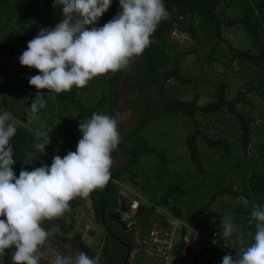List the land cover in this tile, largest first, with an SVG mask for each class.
<instances>
[{"label": "trees", "instance_id": "obj_1", "mask_svg": "<svg viewBox=\"0 0 264 264\" xmlns=\"http://www.w3.org/2000/svg\"><path fill=\"white\" fill-rule=\"evenodd\" d=\"M163 3L171 13L170 18L158 25L151 37L153 43L126 69L93 78L86 87H73L69 92L55 94L39 90L46 106L40 109L39 119H33L29 111L23 121L28 97L33 93L34 102L41 94L28 82L39 73L21 66L19 57L41 29L54 28L61 22L62 7L53 6L54 0H0V112L8 111L18 121L17 133L11 141L13 171L18 178L22 169L31 171L42 165L50 166L52 161L45 153L54 131L65 139L67 153L75 151L82 135L78 130L80 123L90 119L93 113L114 117L113 106L124 81L127 102L137 113L135 122L120 131L121 142L113 154L117 157L126 154L127 159L111 168L110 179L128 182L126 184L137 193L142 210L133 219L142 235H147L154 223L162 231H168L170 221H179L181 226L176 237L190 232L188 226L191 232L203 234L216 245L225 249L230 246L238 252L240 246L235 235L223 236V218L230 215L251 243L255 233L251 205L245 208L239 198L243 196L264 205V124L257 143H253L254 128H259L255 124L259 119L264 122V0H163ZM120 11L119 0H112L109 9L89 27H102ZM233 28L245 33L250 43L248 47L236 48L225 39V31ZM173 31L185 35L196 45L185 49L187 41L179 44L172 37ZM207 44L210 46L204 52ZM224 46L229 53L228 64L237 62L241 69H247L244 73L249 77L232 97L227 81L219 80L213 84L211 101L201 104V95L196 91L190 100L183 99L180 88L197 90L200 82V77L185 74L183 58L194 55L197 63L212 66L222 55L218 52ZM136 60L143 68L137 73ZM176 115L185 126L189 123L192 128L185 140L192 165L184 175L170 168L171 160L165 151L149 145L141 136L151 121ZM223 119L228 122V131L235 133L233 141L207 129L212 126V120L223 123ZM37 132H48L49 136L38 137ZM46 139L49 143L40 154L34 145ZM198 142L214 154L208 158L206 166L201 160ZM29 154L33 159L27 162ZM143 155L147 160L141 161ZM117 191L114 183L108 182L88 197L97 205L105 200L107 208H116ZM225 197L232 202L219 213L213 207ZM81 203V198L74 199L70 202V212L47 222L45 227L54 226L62 235L78 233ZM184 247L185 241L178 237L177 259L182 256ZM211 251L216 252L217 248L209 246L199 254L190 255V259ZM13 252L14 249L6 250L3 264H12ZM139 253L136 264H143L144 252Z\"/></svg>", "mask_w": 264, "mask_h": 264}, {"label": "clouds", "instance_id": "obj_2", "mask_svg": "<svg viewBox=\"0 0 264 264\" xmlns=\"http://www.w3.org/2000/svg\"><path fill=\"white\" fill-rule=\"evenodd\" d=\"M111 3L112 0H54L53 6L62 7L61 22L54 28L41 29L19 57L21 66L39 73L29 79L30 86L38 92L48 90L60 94L73 87L84 88L93 78L126 69L153 43L151 37L158 25L171 15L163 0H119L121 11L113 19L102 27H89L97 23ZM174 34L177 32L173 31L172 36H176ZM40 94L30 105L33 119H39L40 109L46 106ZM17 123L10 112H0V264H3L2 258L8 249H14L12 264H102L99 254L89 256L84 251H70L62 255L53 243L54 237L56 234L69 235H62L55 227H45V223L63 217L71 211L70 202L81 198L76 234L82 235L79 230L82 227L88 233L87 221L84 225L78 224L86 218L83 202L89 200L91 192L108 182L114 183L124 203L127 196L131 197L130 200L127 198V211L132 202H136L131 214L124 213L126 217L128 215V222L140 213L142 206L137 193L126 181L110 179L112 153L121 142L119 121L106 114L93 113L79 125L82 135L75 151H69L63 158L53 157L50 166L42 165L31 171L22 169L18 178L13 171L15 160L11 143L17 133ZM36 135L49 136L48 132H37ZM48 143L49 139H46L34 147L43 154ZM32 159L29 154L27 162ZM119 184L128 188L125 194H121ZM239 200L245 208L251 205L254 239L249 243L242 227L226 215L222 224L223 236L235 235L240 247L235 258L226 254L222 264H264V205L250 202L243 196ZM154 227L162 231L157 223L151 229ZM144 236L141 232L143 264H155L145 254L141 243ZM178 237L174 238L175 246ZM192 254L195 253L188 251L186 257L182 254L176 261L185 258L186 264H191L197 259H190Z\"/></svg>", "mask_w": 264, "mask_h": 264}, {"label": "rangeland", "instance_id": "obj_3", "mask_svg": "<svg viewBox=\"0 0 264 264\" xmlns=\"http://www.w3.org/2000/svg\"><path fill=\"white\" fill-rule=\"evenodd\" d=\"M176 36H172L175 38L179 44H183L184 40L187 42L184 44V48L188 49L189 47H194L196 44L194 41L189 40L185 35L183 34H174ZM225 39L231 42L236 48H245L250 45L249 39L246 38L245 33L240 30L239 28H233L228 29L224 33ZM208 45V46H207ZM204 46V52L208 50V47L210 46L207 44ZM219 54L224 53V55H220L217 57L216 61L212 66H207L205 64H201L200 61L197 63V59L194 55H188L183 58V69L185 74L192 77H200V82L197 84V90L194 89H181L179 93H182V98L190 100L193 96L194 92L196 91L201 95L200 103H206L211 101L212 98V91H214L213 84L219 80H226L229 84V96L232 97L236 89L242 86L244 83L247 74L244 73L247 69H241V66L237 64V62L232 63L231 65L228 64L227 59L229 58V53L226 51L225 46L222 48ZM135 72L142 71V65L139 61H135ZM127 93L125 91V83L122 81V87L120 90V93L118 97L116 98V101L113 106V112H114V118H116L119 121V131L128 128L130 125H132L134 121V117L136 116L137 109L132 107L127 102ZM257 109H259V103H256ZM169 117L165 116L161 121H151L148 123L145 128L141 132V136L146 139L149 145L153 146L154 148H158L159 150L165 151V153L168 154L169 159L171 160L172 167L178 174L184 175L186 171H190L191 162L189 161L188 155H187V147L185 145V140L187 136L189 135V131L192 130L189 123H186V126L183 124L180 119H182L179 115ZM36 126H38V123H35ZM264 124V122L259 119L257 121L256 125H259V128H254L255 136L253 137V143L254 145L258 141V134L260 130H262L260 127ZM212 126H207L208 131L211 133H217L223 135V137L228 138L230 141H233V138L235 137V133L233 131H228V122H226L223 119V123H219L216 120L211 121ZM35 126V127H36ZM223 131V132H222ZM198 147L201 155V160L206 166L208 164V158L210 156H214V154L211 151H208L204 144L201 142H198ZM114 153V152H113ZM112 153L113 156V166L118 165L120 162L123 163L127 159V155H120V157L115 156ZM146 155L142 156L143 161ZM175 159V160H173ZM147 160V159H146ZM112 166V167H113ZM128 183V182H127ZM232 202L231 199L225 197L222 199H219L216 204L214 205L213 209L217 212H221V208L224 206H228V204ZM89 209V207L87 206ZM86 208V209H87ZM223 209V208H222ZM86 218L80 220V223L84 225L86 223ZM82 233V236L88 237V233L86 231H83V227L79 229ZM142 231V230H141ZM188 245V244H187ZM94 246V244H92ZM201 246V243L192 244V242H189V248L198 247ZM229 253H235L237 254L232 247H228L226 249ZM212 253V252H210ZM226 253V252H225ZM208 259H205L204 262H206Z\"/></svg>", "mask_w": 264, "mask_h": 264}, {"label": "flooded vegetation", "instance_id": "obj_4", "mask_svg": "<svg viewBox=\"0 0 264 264\" xmlns=\"http://www.w3.org/2000/svg\"><path fill=\"white\" fill-rule=\"evenodd\" d=\"M122 162H124V159ZM119 165H121V162L117 166ZM127 198L130 200L131 197L127 196ZM127 198L125 199V207H123L118 195L116 208H107L105 200H102V205H97L90 199L83 202V214L86 217L87 224H89L88 237L77 234L64 237L56 234L54 241L58 243L60 251L64 250L66 253L84 251L89 256L101 255L102 248L106 242V253L104 256L101 255L102 264H136L140 254V236L142 231L135 220L128 222L126 214H124L129 206ZM122 208L126 210L122 212ZM109 212L119 213L120 220L126 226L125 230L119 224L108 221L106 215ZM127 212L128 215L131 214L132 210L130 207Z\"/></svg>", "mask_w": 264, "mask_h": 264}, {"label": "built area", "instance_id": "obj_5", "mask_svg": "<svg viewBox=\"0 0 264 264\" xmlns=\"http://www.w3.org/2000/svg\"><path fill=\"white\" fill-rule=\"evenodd\" d=\"M65 146V139L60 136L57 131H54L50 141V148L46 151L47 159L52 161L53 157L57 155L64 156L67 154ZM119 186L121 188V194H125L128 191V188L124 185L119 184ZM135 204L136 202L133 201L130 206L131 209L135 207ZM169 225L171 228L168 231H161L157 227H154L150 230L149 234L143 237L141 243L145 248V254L155 264H186L187 260L185 258L181 261H176L177 257L174 238L181 224L179 221H170ZM187 229L190 232L184 233L182 236V239L185 241L183 257H186L188 251H193L195 254H199L203 249H206L209 246L217 248L216 252L203 253L195 260V262H191V264H222V259L226 254L232 255L233 258L236 257L235 253H229L225 247L216 245L212 239H209L198 232H191L192 228H189L188 226ZM215 236L216 233L214 232L213 237ZM190 241L192 244L201 243V246L187 249ZM205 259L208 260L204 262Z\"/></svg>", "mask_w": 264, "mask_h": 264}, {"label": "water", "instance_id": "obj_6", "mask_svg": "<svg viewBox=\"0 0 264 264\" xmlns=\"http://www.w3.org/2000/svg\"><path fill=\"white\" fill-rule=\"evenodd\" d=\"M32 99H33V93L29 96V99H28V101H27L26 111L23 113V121H26V119H27V114H28V112L30 111V105H31ZM120 201H121V205H122L123 207H125L124 200H123L121 197H120ZM121 210H122V212H124L126 209H125V208H122ZM106 217H107V219H108L109 222H110V221H111V222L113 221V222L119 224V225L121 226L122 229H124V230L126 229V226H125L124 222H123L122 220H120V218H119V213H118V212H109V213L106 215ZM53 243H54V245L57 247V250L60 251V249H59L60 247L58 246V243H56V241H53ZM60 253H61L62 255H64V254H68V253H66L64 250L60 251ZM105 253H106V242H105V244H104V247L102 248V253H101V255L104 256Z\"/></svg>", "mask_w": 264, "mask_h": 264}, {"label": "bare ground", "instance_id": "obj_7", "mask_svg": "<svg viewBox=\"0 0 264 264\" xmlns=\"http://www.w3.org/2000/svg\"><path fill=\"white\" fill-rule=\"evenodd\" d=\"M29 98V97H28ZM170 215V214H169ZM167 219V218H166ZM167 221V220H166ZM167 223V222H166Z\"/></svg>", "mask_w": 264, "mask_h": 264}]
</instances>
